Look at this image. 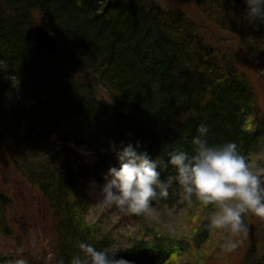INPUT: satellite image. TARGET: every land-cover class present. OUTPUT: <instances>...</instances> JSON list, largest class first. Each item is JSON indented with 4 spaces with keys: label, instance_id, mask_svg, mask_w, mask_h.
<instances>
[{
    "label": "trees",
    "instance_id": "trees-1",
    "mask_svg": "<svg viewBox=\"0 0 264 264\" xmlns=\"http://www.w3.org/2000/svg\"><path fill=\"white\" fill-rule=\"evenodd\" d=\"M193 2L238 41L252 67L249 56L258 39L264 42V23L244 19V0ZM38 26L55 37L56 55L36 43ZM216 48L184 11L159 0H0V158L48 207L50 264H70L78 242L107 248L85 220L87 191L105 185L109 169H119L118 153L129 145L167 163L170 152L194 154L192 139L203 123L209 145L235 142L250 162L264 161V116L253 88ZM50 138L66 150L83 149L92 163L67 155L57 170L48 159L55 161V154L45 153ZM157 170L162 180L176 175L171 165ZM172 187L180 188L175 182ZM169 202L168 196L152 207ZM9 204L0 192V233H8ZM252 216L236 249L243 252L241 264H264V218ZM210 231L205 226L187 241L199 248ZM179 250L140 240L114 253L132 264H169ZM8 259L0 254V264Z\"/></svg>",
    "mask_w": 264,
    "mask_h": 264
},
{
    "label": "rangeland",
    "instance_id": "rangeland-1",
    "mask_svg": "<svg viewBox=\"0 0 264 264\" xmlns=\"http://www.w3.org/2000/svg\"><path fill=\"white\" fill-rule=\"evenodd\" d=\"M159 1L162 6L184 11L199 26V32L201 31L207 41L214 42L219 52L234 61L237 70L242 71L250 81L256 103L264 116L263 40L258 39L253 46L249 56L252 62L250 67L238 41L220 31L213 22H209L195 7L193 0ZM65 147L66 144L58 142L55 138H50L49 146H46L47 157L53 154L56 156L55 161L53 158L48 159L54 162L53 166L57 170L62 168L67 155L92 163L91 156L83 149L69 146L71 150H66ZM72 151L76 152L75 155H72ZM260 165L264 166V161ZM102 190V187L94 184L87 191L90 203L85 220L96 226L98 236L105 237L111 253L124 250L143 240L159 248L179 247L176 259L169 264H198L195 262L196 257H199V264L242 263L243 252L240 248L228 251L223 247L227 240L235 239L228 230L209 227L211 237L202 245L199 244V248L187 241L193 240L205 226H209L212 213L210 208L195 200V196L190 201L185 200L180 188L174 190L172 187L169 190L170 202L155 208V218L128 214L121 212L114 205L102 204ZM0 192L10 200L9 207L4 211V225L8 227V233H0V254L8 255L9 264H15V261L20 259L25 260L26 264H38L39 261L50 264L54 261V254L51 248L48 207L40 200L36 190L19 178L4 157L0 158ZM252 215L251 212L244 214L245 225L253 218Z\"/></svg>",
    "mask_w": 264,
    "mask_h": 264
},
{
    "label": "clouds",
    "instance_id": "clouds-1",
    "mask_svg": "<svg viewBox=\"0 0 264 264\" xmlns=\"http://www.w3.org/2000/svg\"><path fill=\"white\" fill-rule=\"evenodd\" d=\"M248 23H264V0H244ZM209 128L200 124L192 139L193 155L173 151L168 161L151 160L146 154H137L131 145L118 153L119 169L112 167L102 190L104 205H114L121 212L147 215L155 218L152 202L166 199L173 183L180 186L185 200L196 197L203 205H213L215 211L209 218V227L228 230L233 237L223 247L233 251L243 242L247 227L243 216L251 212L264 218V166L250 162L239 151L235 142L209 145ZM176 169V175L161 179L158 167ZM78 252L70 264H132L116 259L108 248L97 250L92 244L78 242ZM15 264H26L23 259ZM61 264L63 262L61 261Z\"/></svg>",
    "mask_w": 264,
    "mask_h": 264
},
{
    "label": "water",
    "instance_id": "water-1",
    "mask_svg": "<svg viewBox=\"0 0 264 264\" xmlns=\"http://www.w3.org/2000/svg\"><path fill=\"white\" fill-rule=\"evenodd\" d=\"M34 39L40 48L47 54L54 56L57 53L56 39L45 27L38 26L34 29Z\"/></svg>",
    "mask_w": 264,
    "mask_h": 264
},
{
    "label": "bare ground",
    "instance_id": "bare-ground-1",
    "mask_svg": "<svg viewBox=\"0 0 264 264\" xmlns=\"http://www.w3.org/2000/svg\"><path fill=\"white\" fill-rule=\"evenodd\" d=\"M102 188H104V186H101Z\"/></svg>",
    "mask_w": 264,
    "mask_h": 264
}]
</instances>
